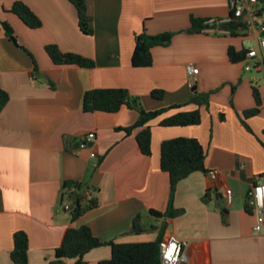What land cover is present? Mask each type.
<instances>
[{
  "label": "crops",
  "instance_id": "1",
  "mask_svg": "<svg viewBox=\"0 0 264 264\" xmlns=\"http://www.w3.org/2000/svg\"><path fill=\"white\" fill-rule=\"evenodd\" d=\"M16 2L27 5L42 27L31 29L12 13ZM84 2L93 35L82 32L70 0H0V83L10 97L0 114V264H14L18 231L29 237L28 264H74L70 259L55 263L56 250L71 227L83 226L102 241L120 244L175 238L184 245L180 264H264V230L255 233L257 212L246 210L250 190L264 183V109L248 121V131L242 115L256 104L251 72L228 54L230 47L254 48L255 36L246 28L237 35L222 28L231 16L229 0ZM192 17L216 23L190 34ZM259 21L264 23V16ZM3 22L13 28L17 44L6 36ZM143 31L176 35L170 46L153 50L151 67L135 68L136 37ZM49 45L96 65H56L46 51ZM189 66L199 69L198 92L212 93L210 107L202 108L199 126L164 128L160 119L153 121L151 156L140 150L139 129L125 131L138 121L136 110H83L85 94L94 89H127L147 111L189 104L194 94ZM258 88L264 104V86ZM154 90H163L164 98L155 99ZM89 134H95L92 146L80 148ZM176 138L200 141L209 173L197 172L179 183L174 206L184 211L181 216L157 218L151 210L165 212L171 192L169 175L161 170V146ZM67 181L87 185L99 202L76 222L71 221L72 201L63 198ZM214 190L217 194L209 196ZM139 214L146 232L131 234ZM111 257L112 248L104 246L84 260L100 264Z\"/></svg>",
  "mask_w": 264,
  "mask_h": 264
},
{
  "label": "trees",
  "instance_id": "2",
  "mask_svg": "<svg viewBox=\"0 0 264 264\" xmlns=\"http://www.w3.org/2000/svg\"><path fill=\"white\" fill-rule=\"evenodd\" d=\"M78 10L80 27L86 35H93L86 16V5L84 0H70ZM258 17L264 16V0H258ZM11 12L17 15L29 28L39 29L42 27L40 18L24 3L16 2ZM209 20L192 17L190 34H197L210 27ZM6 36L17 44L15 32L7 22L2 23ZM230 30L232 35L245 29V25L237 22H230L222 26ZM175 33L165 32L157 35H150L146 31L136 37V47L132 56V65L135 68H147L153 65V50L157 47H168L171 45ZM46 51L56 65H78L85 68H94L95 61L74 53H64L57 45H49ZM248 50L237 52L233 47L229 49V58L232 63H241L245 60ZM37 67V66H36ZM235 89V87H234ZM255 99V107L243 112L242 123L244 127L252 132L248 121L259 116L262 111L263 98L259 88L252 86ZM193 96L186 105H175L156 111H147L140 100L134 97L127 89H94L88 91L84 96L83 110L87 113L103 112L118 113L124 107L136 110L139 114L138 121L125 131L131 134L135 129L140 132L137 135V142L141 152L146 156L152 155V127L151 123L160 119L159 125L164 128L170 127H191L199 126L202 123V108L209 109L212 93H200L193 88ZM152 96L162 100L165 96L163 90H154ZM10 100L9 94L2 88L0 83V114L6 108ZM195 105L194 110H185L187 106ZM171 111H176L168 115ZM221 121L225 120L224 113L220 114ZM80 145V143H78ZM208 153L199 140L195 138H176L166 140L161 146V170L167 173L170 178V199L165 212L151 210V214L157 218L174 219L181 216L184 211L174 206L177 187L181 181L194 173L201 172L208 174L206 166ZM91 188L79 182L67 181L63 185V198L73 202L71 209V221L76 222L89 211L98 207V199L93 195L88 198L87 193ZM253 207L248 203L246 210L251 211ZM131 234H142L146 228L142 223V215H137L129 231ZM129 243L120 244L114 241L105 242L97 238L90 227H71L64 238L62 245L56 250L55 263H63L66 259L76 260L74 264H86L84 257L97 248L110 246L112 257L102 261L100 264H162L160 257V242ZM29 237L24 231L14 234V249L11 258L14 264H28Z\"/></svg>",
  "mask_w": 264,
  "mask_h": 264
},
{
  "label": "built area",
  "instance_id": "3",
  "mask_svg": "<svg viewBox=\"0 0 264 264\" xmlns=\"http://www.w3.org/2000/svg\"><path fill=\"white\" fill-rule=\"evenodd\" d=\"M231 16L227 23L237 22L245 25L246 32L249 36H255L257 45L254 48L248 49L244 62L245 72L264 71V23L259 21L258 0H229ZM216 23L211 21L208 24ZM210 33H227L215 29L207 30ZM188 72L191 75L189 82L190 88L196 85L194 76L198 75L199 69L196 66H189ZM95 139V134H89L80 142V148H88ZM92 157H96L92 153ZM213 180L217 179V172H210ZM88 198H91V193H87ZM227 203H232V192L226 193ZM249 204L255 208L257 212V222L254 228L256 234H261L264 230V183H258L253 186L248 194ZM184 254V245L175 238H169L160 242V257L162 264H180Z\"/></svg>",
  "mask_w": 264,
  "mask_h": 264
},
{
  "label": "rangeland",
  "instance_id": "4",
  "mask_svg": "<svg viewBox=\"0 0 264 264\" xmlns=\"http://www.w3.org/2000/svg\"><path fill=\"white\" fill-rule=\"evenodd\" d=\"M248 77L250 78V83L257 86V87H263L264 86V74L263 73H259L258 71H252L251 73H247ZM255 80V81H253ZM264 109V104L262 107V110ZM67 201H71L67 198H65ZM72 206H73V202H72Z\"/></svg>",
  "mask_w": 264,
  "mask_h": 264
},
{
  "label": "water",
  "instance_id": "5",
  "mask_svg": "<svg viewBox=\"0 0 264 264\" xmlns=\"http://www.w3.org/2000/svg\"><path fill=\"white\" fill-rule=\"evenodd\" d=\"M90 146H92V144H90ZM217 194V190H214V191H210L209 192V196H212V195H216ZM220 199L217 200V203H220Z\"/></svg>",
  "mask_w": 264,
  "mask_h": 264
}]
</instances>
